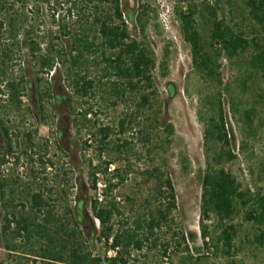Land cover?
<instances>
[{"label": "rangeland", "instance_id": "rangeland-1", "mask_svg": "<svg viewBox=\"0 0 264 264\" xmlns=\"http://www.w3.org/2000/svg\"><path fill=\"white\" fill-rule=\"evenodd\" d=\"M126 1L128 12L135 11V19L140 18L145 24L142 32L139 22L126 23L130 36L127 42L136 41L152 51L156 65L150 72L151 86L142 82L136 92L127 91L117 100L109 94L115 77L102 78L103 54L108 56L111 51L100 46L102 40L85 22L93 19L95 10L97 15L112 17L111 5L103 3L95 10L92 6L80 7L71 14L67 7H42L36 13L31 0H26L25 7L21 0H9L8 10L0 15V20L14 18L30 30L29 37L24 31L16 37L19 48H14L6 73L8 81L30 84L28 89L22 86L18 110L5 103L6 92L0 83V118L5 126H10L9 138L0 141L3 162L0 181L7 180L8 184L5 199L0 200L1 264H44L38 255L41 246L37 237L24 245L26 254L6 248V240L17 246L24 242L2 235L5 218H10L11 211L29 212L31 195L42 191L53 214L69 220L66 210L75 206V195H81L80 182L76 184L75 179L82 180L86 188L83 211L88 221L79 228L90 241L93 255L113 257L116 252L108 249L110 241L105 243L100 238L101 226L92 213V204L97 201L102 205L113 203L119 210L121 215L112 220L115 230L132 234L134 222L142 223L137 237L133 238L143 242L142 249L134 246L123 249L128 264H264V224L258 226L245 219L250 204L239 206L232 221L222 224L213 214L204 216L201 209L202 178L208 164L230 173L241 190L264 194V69L252 65L256 55L264 53V29L250 15L248 0ZM189 9L194 12V28L202 37L204 53L212 65L218 66L215 68L218 77L208 79L192 65L191 49L183 40L178 16L179 11L187 13ZM210 10L216 12L217 20L224 26L247 40L249 47L244 52L229 58L226 52L219 51V45L210 44ZM57 20L64 29L58 26ZM83 30H89L95 47L80 69L70 72L71 41ZM6 32L3 41L8 42L10 37ZM29 38L40 43L41 54L57 58L49 72H40L33 64L26 49ZM83 76L95 83L93 95L87 98L74 92L73 82ZM33 82L36 123L28 106L33 98ZM144 95L148 104L138 110L137 103ZM57 96L60 101L56 100ZM218 98L225 113L229 148L205 139V131L217 123ZM67 107L72 111L69 150L72 160L56 139L57 124L67 115ZM88 107H92V112L84 120L81 112ZM248 109L255 112L251 127L243 119ZM122 120L124 129L120 132ZM35 124V149H29L21 133L23 128ZM168 126H172V132L167 130ZM100 128L111 131L102 153L98 151L100 144L95 135ZM125 141L128 144L120 147ZM5 144L9 146V154L4 152ZM227 150L235 156L233 160H226L224 151ZM24 152L27 157L22 156ZM36 156L41 158V163ZM105 168L107 173L103 172ZM119 177L123 178L121 183H118ZM94 178L96 186L92 187ZM166 179L174 189L175 209L148 235L145 222L151 216L157 217L158 209L165 213L168 204L166 196L158 197L156 193L159 183ZM108 183L115 186L104 197ZM9 198H13V207H3ZM225 224H231L236 231L228 254L223 242L218 240ZM204 228L209 234L208 240L202 237ZM164 248L168 256L162 254ZM31 251L36 255H30Z\"/></svg>", "mask_w": 264, "mask_h": 264}, {"label": "trees", "instance_id": "trees-1", "mask_svg": "<svg viewBox=\"0 0 264 264\" xmlns=\"http://www.w3.org/2000/svg\"><path fill=\"white\" fill-rule=\"evenodd\" d=\"M9 0H0V15L6 12ZM22 7L27 4L26 0H21ZM107 3L112 6V17H102L97 15L98 5ZM36 13L42 7H67L69 14L76 13L80 7L90 8L91 6L95 11H92L93 19L88 22L89 26L93 27L97 36L102 40L100 46L104 47L106 51H111L110 55L104 56V74L102 78L107 79L110 75L115 77V80L110 84L109 94L115 100L120 99L127 91L136 92L139 84L146 83V86H151L150 72L155 68L156 60L152 51L147 50L136 41H129V34L127 33L126 23L139 22L142 32L144 31L145 24L140 18L134 17L135 11L128 12L126 0H31ZM250 15L257 21L258 24L264 29V0H248ZM144 7L142 6L141 12ZM194 12L190 9L187 13L182 11L178 12L181 25V33L184 42H186L191 49L192 65L196 70L202 73L206 78H213L215 75L218 77L215 68L212 65L209 57L204 53L202 37L194 28L193 22ZM209 14L212 18V28L210 33V44H217L220 46L219 51L226 52L227 57L233 58L238 53L244 52L249 44L241 34L232 32L228 27L223 25L221 20H217L216 12L210 10ZM102 17V18H101ZM56 23L60 24L57 20ZM7 24V25H6ZM61 26L62 29L65 27ZM9 34V40H4V34ZM20 31L26 33L29 37L30 30L28 27H22L19 20L10 18L8 21L0 20V83L4 85L8 95L10 96L9 103L17 107L19 104L20 92L22 90L21 82L8 81L6 73L8 70V63L11 61L14 48L18 49L19 45L15 40ZM89 30H83L80 34L74 36L71 41L72 53L69 62V71L79 70L81 63L85 58L90 56L93 52L95 43L90 40L88 33ZM26 49L28 50L33 64L39 68L40 72H49L52 70L57 58L52 54H41L40 43L35 42L32 38L28 39ZM59 54V53H57ZM255 68L264 69V53L261 52L252 61ZM77 77V76H76ZM74 92L82 97L87 98L93 95L95 83L87 77H79L74 82ZM171 91V90H170ZM172 92V91H171ZM60 101L59 96L56 97ZM63 100V99H62ZM115 103V102H114ZM148 104L146 95L141 96L140 102L137 103V108L142 109ZM217 123L212 128L205 131V139L218 142L222 146L229 148V135L226 131L225 113L222 108L220 99H217ZM92 112V107H88L81 112L82 119ZM138 113V112H137ZM253 109L245 110L243 119L245 125L251 127L252 116L254 115ZM1 127L6 136H9L10 126H5L3 120L0 118ZM124 120L119 123L120 132L124 129ZM172 132V126L167 129ZM108 128H100L96 131L98 135L97 141L100 146L98 147L99 153H102L106 147L110 135ZM90 137V135H89ZM127 141L123 142L120 147L126 146ZM86 145V143L84 144ZM11 148V147H10ZM226 160L230 161L235 158L229 150L224 151ZM221 157L219 156V160ZM0 163H3L0 161ZM107 173V168L103 170ZM118 183L123 181L122 177L118 178ZM96 179L92 181V187L96 186ZM8 186L7 180L0 181V200L3 202L5 199V188ZM115 185L110 183L105 185L103 196L106 197L111 192ZM14 190H10V194ZM158 197L166 196L168 204L165 213L162 210H156L157 217H150L145 222V230L148 235H151L156 227H158L162 220H165L171 210L175 209V195L174 189L169 179L159 183L156 190ZM201 209L202 214L207 218L213 214L218 218L220 224L232 221L233 217L238 214L239 206L245 207L251 205L250 210L246 212L245 219L253 221L256 225L261 226L264 224V194H251L246 190H241L240 185L236 179L223 168L214 169L209 164L202 178V195H201ZM3 207H13V198H9L3 203ZM9 213V212H8ZM93 219L97 220L101 226L100 238H103L105 243L110 241L108 245L109 250H114L113 257H101L93 255V248L89 240L83 237L82 231L79 228L80 224L86 225L88 219L85 211H83V202L77 203L72 209L66 210V218H58L52 212L47 200L43 198L42 191L33 193L30 197V210L27 213L10 212V218L6 216L5 225L2 229V235L9 237V239L16 241L21 239L24 243L20 245L9 244L6 240V248L12 252H20L26 254L24 245L29 243L31 239L40 241L39 257L43 259L44 264H128V261L123 257V249L132 246L135 249H142V241H133L137 237V231L142 228L140 220L134 222L135 228L132 234L126 231H118L114 229L112 220L121 215L119 210L113 203H106L104 205L94 201L92 204ZM87 220V221H86ZM39 221V222H37ZM12 226V227H11ZM236 231L231 224H225L223 230L218 238L223 242L226 247L225 253L232 248V240ZM208 232L204 228L202 230V237L208 240ZM263 237V232L260 234ZM145 240L146 237H145ZM85 242V244H84ZM27 248V247H26ZM121 248V250H119ZM30 255L35 256L36 252H29ZM164 256L167 255V250L164 248ZM165 258V257H164ZM1 264V262H0Z\"/></svg>", "mask_w": 264, "mask_h": 264}, {"label": "flooded vegetation", "instance_id": "flooded-vegetation-1", "mask_svg": "<svg viewBox=\"0 0 264 264\" xmlns=\"http://www.w3.org/2000/svg\"><path fill=\"white\" fill-rule=\"evenodd\" d=\"M18 83L21 82V80L17 81ZM21 85H25V89H28L30 84L29 83H22L21 82ZM31 86H32V90H33V98H32V102L30 104H28V106H30V110L32 111V114H33V117H34V120H35V123H36V97H35V83H31ZM4 87V85H3ZM5 89V92H6V95L4 96L5 99H6V102L5 103H8V106L12 109H16L18 110L20 108V99L22 98L21 97V94L23 93L22 91L20 92V97H19V104L17 105V107H15L14 105H11L9 103V99H10V96L8 95L7 91H6V88L4 87ZM23 89V87H22ZM69 100L67 99V105H68V102ZM66 112H67V115L64 116L62 119H60V123L57 124V127H56V139H57V144L61 147V146H64V152L66 154L69 155V150H70V147H71V127H72V122H71V115H72V111L69 107H67L66 109ZM35 134H36V124L33 125L32 127L28 128V129H24L23 128V131L21 133V135L24 137V140H25V143L26 145L28 146L29 149H35V142H34V137H35ZM9 136H6L4 130L0 129V141L3 140V141H6V139H8ZM35 151V150H33ZM6 154H9L10 153V150H9V146L8 144H5V151H4ZM30 152V151H29ZM25 156L27 157V152H24L22 153V156ZM7 156V155H6ZM35 156V155H34ZM38 161L41 163V158H38V156H36ZM69 159L72 160V156L69 155ZM75 182L76 184L80 182V185H81V195H75V204L77 203H82L83 202V199H84V192L86 190L84 184H83V181L82 180H79V179H75ZM62 183L60 184V188L62 189ZM79 187L78 185H76V192L79 191L78 190Z\"/></svg>", "mask_w": 264, "mask_h": 264}, {"label": "built area", "instance_id": "built-area-1", "mask_svg": "<svg viewBox=\"0 0 264 264\" xmlns=\"http://www.w3.org/2000/svg\"><path fill=\"white\" fill-rule=\"evenodd\" d=\"M169 255V252H167V255L166 256H168ZM166 260H167V258H165Z\"/></svg>", "mask_w": 264, "mask_h": 264}, {"label": "water", "instance_id": "water-1", "mask_svg": "<svg viewBox=\"0 0 264 264\" xmlns=\"http://www.w3.org/2000/svg\"><path fill=\"white\" fill-rule=\"evenodd\" d=\"M83 206H84V204H83Z\"/></svg>", "mask_w": 264, "mask_h": 264}]
</instances>
